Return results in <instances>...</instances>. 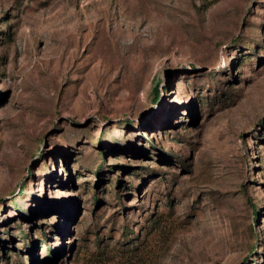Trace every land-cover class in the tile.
Masks as SVG:
<instances>
[{"label":"rangeland","instance_id":"374dc122","mask_svg":"<svg viewBox=\"0 0 264 264\" xmlns=\"http://www.w3.org/2000/svg\"><path fill=\"white\" fill-rule=\"evenodd\" d=\"M0 264H264V0H0Z\"/></svg>","mask_w":264,"mask_h":264},{"label":"trees","instance_id":"16d2710c","mask_svg":"<svg viewBox=\"0 0 264 264\" xmlns=\"http://www.w3.org/2000/svg\"><path fill=\"white\" fill-rule=\"evenodd\" d=\"M157 92H158L157 87H155V93H154V97H155V98L158 96V95H157ZM19 190H20V188L18 189L17 192H19Z\"/></svg>","mask_w":264,"mask_h":264}]
</instances>
